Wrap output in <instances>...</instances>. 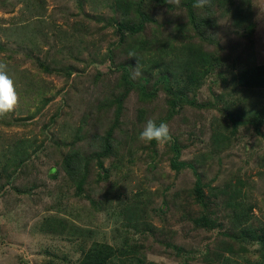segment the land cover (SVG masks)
<instances>
[{"label": "rangeland", "instance_id": "rangeland-1", "mask_svg": "<svg viewBox=\"0 0 264 264\" xmlns=\"http://www.w3.org/2000/svg\"><path fill=\"white\" fill-rule=\"evenodd\" d=\"M204 4L199 32L181 0H0V62L18 95L0 118V264H79L94 242L125 252L116 264H203L208 250L212 264H264L259 243L224 234H236L245 213L249 226L264 230V90L233 81L264 64V0ZM139 7L148 22L120 42L116 24H136ZM190 44L211 57L210 72L188 93L202 108L185 105L166 120L161 88L147 102L131 91L115 125L120 65L130 54L133 81L151 84L158 77L147 73L151 60L179 68ZM149 119L168 125L179 161L201 178L206 207L195 200L192 168L170 167V141L154 151L139 141ZM112 127L117 158L103 161L104 173L92 158ZM71 142L85 158L81 191L61 165ZM20 146L27 160L7 178L1 154ZM203 213L219 227H197Z\"/></svg>", "mask_w": 264, "mask_h": 264}, {"label": "trees", "instance_id": "trees-1", "mask_svg": "<svg viewBox=\"0 0 264 264\" xmlns=\"http://www.w3.org/2000/svg\"><path fill=\"white\" fill-rule=\"evenodd\" d=\"M182 6L185 8L189 23L195 31L201 32L200 29L204 28L205 20L198 16V12L201 8L194 7L196 0H181ZM131 6L130 3H128ZM129 11V10H127ZM136 11V16L138 22L136 24L126 23V19L121 20L116 24V33L119 34L120 42L127 43L125 41L126 36H135L140 34L146 23L149 20V15L144 9H138ZM128 33L127 35H125ZM129 47H134V43L127 45ZM147 46V42L143 41L140 43V46L134 47L136 53H139L141 50H144ZM185 55L182 52L181 63L179 68L172 67L170 65L164 64L162 62V67L159 68L156 64L155 59L151 60L148 67L147 73L150 76L153 72L158 73V77L151 83L149 77H140L138 80L133 81V76L131 68L133 67V62H135L134 51L132 52V62L126 65H120V69L123 70L121 76V88L123 89L122 93L114 99L113 105L116 108L115 114V125L119 121V113L123 109V101L128 96L131 91H136L138 93L139 99L141 101L147 102L156 97V92L158 88H161L166 95V103L168 106V114L166 120L169 117L177 114L185 105H189L196 108H202L201 105L195 103V101L189 98L188 93L193 92L200 86L201 80L205 75L210 72L212 64L210 62V55L203 50L198 49L193 45H185L183 47ZM150 51V50H149ZM152 68V72L151 71ZM157 70V71H155ZM68 70V74H72ZM144 72V71H143ZM233 81L237 87L241 89L248 90H264V64L253 65L241 69L238 73L233 76ZM205 107V106H204ZM164 119L160 120L159 123L163 122ZM157 123V125H159ZM235 123V122H234ZM115 127V126H114ZM114 127L110 128L107 131V135L101 137V144L98 146L97 151L95 152L93 160L96 161L97 168L99 171L106 173L103 169L104 160L107 158H117V150L114 147L115 137H113ZM21 141L20 143H22ZM64 144V143H63ZM157 143L155 141L148 143L150 150H155ZM21 147V146H20ZM69 151L62 158V169L66 175L72 180L77 182V190L81 191V187L84 181L83 174L85 172L84 161L85 158L79 150L75 148V143L71 142L68 145ZM22 148V147H21ZM169 150L172 154L170 167L173 170L180 171L185 167H190L196 175V183L193 189L195 195V200L206 207V197L202 189L201 178L197 175L194 167L191 164H186L183 161H179L181 157V146L175 142L171 141L169 143ZM11 150L8 149L7 154L2 153L1 158L6 162L3 163L2 172L7 178H10V173H7L9 167L18 168L19 166L24 165L27 160L28 149L22 148L19 150H14L13 153H10ZM88 165V164H87ZM90 165V164H89ZM242 218L238 216V219ZM235 231L236 234L230 231L226 234L230 240L237 242H250V243H259L264 247V230H257L253 228L250 223V217L248 213L243 214V219L238 221ZM193 223L202 229L214 230L219 227L210 217L203 213L200 217L193 219ZM242 225V226H240ZM178 254L184 253L181 248H175ZM125 252L116 250L110 245L94 242L91 246L82 253V258L79 264H116L120 261V256ZM211 252L205 251L203 253V264H212ZM213 261V260H212Z\"/></svg>", "mask_w": 264, "mask_h": 264}, {"label": "clouds", "instance_id": "clouds-1", "mask_svg": "<svg viewBox=\"0 0 264 264\" xmlns=\"http://www.w3.org/2000/svg\"><path fill=\"white\" fill-rule=\"evenodd\" d=\"M167 4L179 6L180 0H167ZM204 0H196L194 7L203 8ZM133 54H130L132 56ZM6 64L0 62V118L6 117L11 113L18 103L14 82L11 77L4 71ZM135 71V69H134ZM140 142L151 143L155 141L158 144H166L171 140L168 125L164 122L157 123L149 119L138 137Z\"/></svg>", "mask_w": 264, "mask_h": 264}]
</instances>
